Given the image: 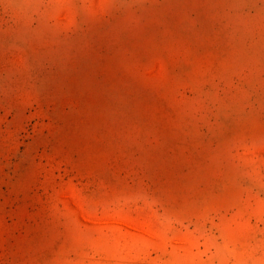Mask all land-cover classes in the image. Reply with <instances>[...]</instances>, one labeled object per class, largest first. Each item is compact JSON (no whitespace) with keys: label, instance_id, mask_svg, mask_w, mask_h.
<instances>
[{"label":"rangeland","instance_id":"obj_1","mask_svg":"<svg viewBox=\"0 0 264 264\" xmlns=\"http://www.w3.org/2000/svg\"><path fill=\"white\" fill-rule=\"evenodd\" d=\"M0 264H264V0H0Z\"/></svg>","mask_w":264,"mask_h":264}]
</instances>
